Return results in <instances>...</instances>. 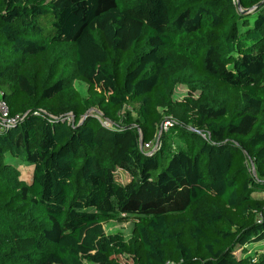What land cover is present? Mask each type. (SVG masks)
Here are the masks:
<instances>
[{
	"label": "trees",
	"instance_id": "obj_1",
	"mask_svg": "<svg viewBox=\"0 0 264 264\" xmlns=\"http://www.w3.org/2000/svg\"><path fill=\"white\" fill-rule=\"evenodd\" d=\"M263 1L0 0V264H264Z\"/></svg>",
	"mask_w": 264,
	"mask_h": 264
},
{
	"label": "rangeland",
	"instance_id": "obj_2",
	"mask_svg": "<svg viewBox=\"0 0 264 264\" xmlns=\"http://www.w3.org/2000/svg\"><path fill=\"white\" fill-rule=\"evenodd\" d=\"M76 87L82 92L83 95H87L88 85L85 82L77 81ZM189 95L196 99L199 96V91H195V92L191 93L190 89L186 85L178 83L176 85V88H175V91L173 94V99H174V101H182V100H184L185 97H187ZM90 109H92V111H91L92 113H94L98 116H102V112L97 106H94ZM162 111H165V108H162ZM0 112H1V108H0ZM123 113H125V110H123ZM181 113H182V110L178 106L174 107L172 112L166 116V118H165L166 122H163L160 125L158 133L161 134L162 131L166 130L165 126L167 125V123H169L168 126H171V125H173V123L180 122ZM157 142H158V139L156 140L155 144L152 146V149H149V151H152L158 145ZM142 148H143V145H142ZM98 155H99V158L101 159L102 162H104V163L109 162L111 160L112 155H113V148L111 146H106L105 148H103L99 151ZM14 162H16L17 167H19V169L21 171L22 179H24L28 182L31 181L33 166L28 164V163H20V161L17 162L16 160H14ZM248 164H249L250 169L253 170L254 169L253 162L249 161ZM119 178L122 181H126L129 178V176L127 175L126 172L123 171L119 174ZM256 195L257 196H263L264 192H258V193H256ZM104 228L108 234L120 232L125 236V238L127 240H129L133 236L134 222H133V220H129V221H125V222L109 221V222L104 224ZM248 248H249V251L255 255L254 257L264 259V241H262L261 243L256 244V245H250V246H248ZM236 254L240 255L241 253H240V251H237ZM122 260H124V259H122ZM87 264H92V263H87Z\"/></svg>",
	"mask_w": 264,
	"mask_h": 264
},
{
	"label": "built area",
	"instance_id": "obj_3",
	"mask_svg": "<svg viewBox=\"0 0 264 264\" xmlns=\"http://www.w3.org/2000/svg\"><path fill=\"white\" fill-rule=\"evenodd\" d=\"M0 108H1V112H0V124H2V126H7L9 123L11 122H15L17 120H19L20 116H16L15 118L10 117L9 115V110L5 104V102H0ZM169 125V123H167V125L165 126L167 129V126ZM156 142V141H155ZM154 143H146L143 148L145 147L146 149H152V146L155 144ZM158 144V142H157Z\"/></svg>",
	"mask_w": 264,
	"mask_h": 264
},
{
	"label": "water",
	"instance_id": "obj_4",
	"mask_svg": "<svg viewBox=\"0 0 264 264\" xmlns=\"http://www.w3.org/2000/svg\"><path fill=\"white\" fill-rule=\"evenodd\" d=\"M264 2V1H263ZM262 2H260L258 5H260ZM239 5H240V0H239ZM92 111V109H89L86 114L83 116V118L88 115L90 112ZM141 143H142V140H141Z\"/></svg>",
	"mask_w": 264,
	"mask_h": 264
}]
</instances>
